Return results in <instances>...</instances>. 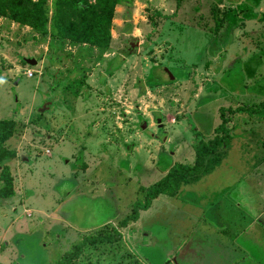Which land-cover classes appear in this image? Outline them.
I'll list each match as a JSON object with an SVG mask.
<instances>
[{
  "label": "rangeland",
  "instance_id": "1",
  "mask_svg": "<svg viewBox=\"0 0 264 264\" xmlns=\"http://www.w3.org/2000/svg\"><path fill=\"white\" fill-rule=\"evenodd\" d=\"M110 34L98 48L0 17L16 155L0 164L13 189L0 264H60L115 229L123 242L87 244L71 264H264V120L247 110L226 112L229 137L201 174L118 226L172 165H192L221 108L264 106V0H119Z\"/></svg>",
  "mask_w": 264,
  "mask_h": 264
},
{
  "label": "trees",
  "instance_id": "2",
  "mask_svg": "<svg viewBox=\"0 0 264 264\" xmlns=\"http://www.w3.org/2000/svg\"><path fill=\"white\" fill-rule=\"evenodd\" d=\"M180 1L177 0V4ZM118 2L119 0H53L49 20L48 0H0V17L27 26L34 33L44 36L47 34L48 24L51 23L54 35L61 41L108 48L111 40L110 26ZM240 110H247L250 116L261 114L264 120V106L262 105L252 109L239 108L230 111L221 108L219 110L221 123L214 129V137L195 145L192 165H172L160 181L146 189L145 199L141 202L136 201L133 204L132 213L120 221L118 226L125 228L129 223L136 222L139 212L148 210L152 201L158 196L167 193L173 195L174 189L181 180L188 181L191 180L188 177L201 174L206 168L207 155L213 154L217 148L222 147L229 137L230 117L226 115V112L234 115ZM14 129L13 121H0V164L16 156L13 151H9L4 146L6 141L13 136ZM0 182H3L0 198L11 197L13 194L12 179L7 165H3L0 171ZM115 230L113 235L83 238L73 251L63 254L60 264H71L72 261L78 260L87 244L119 241L121 235Z\"/></svg>",
  "mask_w": 264,
  "mask_h": 264
},
{
  "label": "water",
  "instance_id": "3",
  "mask_svg": "<svg viewBox=\"0 0 264 264\" xmlns=\"http://www.w3.org/2000/svg\"><path fill=\"white\" fill-rule=\"evenodd\" d=\"M30 63H31L32 65H34V64H35V61L32 60V61H30ZM165 71L168 73L169 78L172 79V75H171L167 70H165ZM49 104H50V103H45V105L42 107L41 111H42V112H45V111L47 110ZM159 121H160V119H157V122H158V123H159ZM145 127H146L145 124H142V125H141V129H145Z\"/></svg>",
  "mask_w": 264,
  "mask_h": 264
},
{
  "label": "crops",
  "instance_id": "4",
  "mask_svg": "<svg viewBox=\"0 0 264 264\" xmlns=\"http://www.w3.org/2000/svg\"><path fill=\"white\" fill-rule=\"evenodd\" d=\"M158 197H159V196H158ZM158 197H157L156 199H158ZM156 199H155V200H156ZM153 201H154V200H153ZM153 201H152V202H153ZM149 208H150V207H149ZM146 211H147V210H146ZM138 219H139V218H138ZM137 221H138V220H137ZM137 221H136V222H132V226H135V224H133V223H137ZM238 223H239V222H238ZM238 223H237V221H235V222H234V224H235V225H234V227H235V229H234V230H235V231H236V229H237V228H236V225H237ZM240 225H241V223L239 224V229H240ZM127 226H128V225H127ZM127 226H126V227H127ZM135 235H136V234H135ZM235 236H236V234H235ZM123 239H124V237L122 238V240H119V241H117V242H114V243H112V244L118 243V242H120V241H122V242H123ZM97 244H100V245H102V243H97ZM93 246H96V245H95V244H93Z\"/></svg>",
  "mask_w": 264,
  "mask_h": 264
},
{
  "label": "built area",
  "instance_id": "5",
  "mask_svg": "<svg viewBox=\"0 0 264 264\" xmlns=\"http://www.w3.org/2000/svg\"><path fill=\"white\" fill-rule=\"evenodd\" d=\"M26 73H27V76H28V77L32 76V73H31V71H30V70H27V72H26Z\"/></svg>",
  "mask_w": 264,
  "mask_h": 264
}]
</instances>
